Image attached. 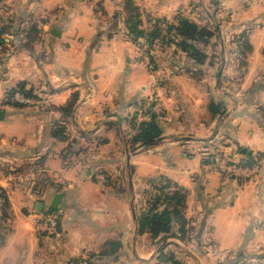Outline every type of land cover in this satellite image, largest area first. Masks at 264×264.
<instances>
[{
    "label": "crops",
    "instance_id": "0c3cea01",
    "mask_svg": "<svg viewBox=\"0 0 264 264\" xmlns=\"http://www.w3.org/2000/svg\"><path fill=\"white\" fill-rule=\"evenodd\" d=\"M134 1L145 30L213 31L206 60L169 45L188 63L167 65L155 45L152 61L124 0H0V264H264V0ZM21 84L46 104L15 101ZM224 149L252 173L213 166ZM166 182L185 237L140 229ZM50 211L57 233L38 223Z\"/></svg>",
    "mask_w": 264,
    "mask_h": 264
},
{
    "label": "trees",
    "instance_id": "16d2710c",
    "mask_svg": "<svg viewBox=\"0 0 264 264\" xmlns=\"http://www.w3.org/2000/svg\"><path fill=\"white\" fill-rule=\"evenodd\" d=\"M125 2L126 7H128L131 12H129L126 18V24L130 34L138 43L141 37L146 39V42L150 45L148 52H150L152 61H155V53L153 52L155 50V45L163 40L169 42L168 45H175L177 48L184 51L186 55L195 62L202 63L206 60L207 52L199 45V41L204 40L205 43H209L213 37V31L183 16H177L178 24H172L168 19H152L151 27L145 30L141 27V13L135 1L126 0ZM163 23L167 24V32L164 31L162 27ZM2 32L3 28L0 27V36ZM16 91L24 92L26 95L32 94L23 84L13 92ZM159 133L160 130L156 122L152 119L151 122L142 126L136 139L142 141L144 144H149L156 140ZM252 163L253 161L249 160L245 164L251 165ZM185 202V192L181 188H177L170 192V182H166V184L158 187L150 203L149 211L141 215L140 229L148 230L155 236L161 233L170 234L174 223H178L181 226V236L185 237L187 222L183 212L186 204ZM161 205H164L163 210H160ZM160 258L165 259L169 264H187L175 252H170L169 254L162 252Z\"/></svg>",
    "mask_w": 264,
    "mask_h": 264
},
{
    "label": "built area",
    "instance_id": "2783aa9c",
    "mask_svg": "<svg viewBox=\"0 0 264 264\" xmlns=\"http://www.w3.org/2000/svg\"><path fill=\"white\" fill-rule=\"evenodd\" d=\"M13 99L20 103L24 104H37L40 106H44L46 104V100L37 99L31 96L24 94L21 91H16L13 94ZM216 166L219 170L223 172H228L236 177L248 176L252 173V169L244 166H240L234 162L218 161L216 164L213 163V166ZM41 227L45 230H48L51 233H57L59 231V219L58 215L54 212H47L46 215L42 218V223H40Z\"/></svg>",
    "mask_w": 264,
    "mask_h": 264
},
{
    "label": "rangeland",
    "instance_id": "374dc122",
    "mask_svg": "<svg viewBox=\"0 0 264 264\" xmlns=\"http://www.w3.org/2000/svg\"><path fill=\"white\" fill-rule=\"evenodd\" d=\"M124 1H126V0H124ZM127 16H128V14H129V12H130V10L128 9V7H127ZM131 13V12H130ZM177 19L176 18H170L169 19V22L170 23H174V24H178L179 22H177L176 21ZM167 24L166 23H163L162 24V27L164 28V31H166L167 32V29H166V26ZM141 27L142 28H144L143 27V24L141 25ZM151 27V26H150ZM147 30H148V28H147ZM214 39V37H212L211 38V41H209V43L207 42V43H205V41L204 40H201V41H199V45L202 47V48H204L205 50H207V46H211L212 45V40ZM139 41H141L140 43V48H141V52L143 53L144 51H145V49L146 48H148V46L150 47V45H149V43L148 42H146V39L145 38H143V37H141L140 39H139ZM168 43L169 42H167L166 40L164 41H160V42H158L157 43V45L156 46H158L159 48H160V46L162 47V48H167V46H169L168 45ZM142 45V46H141ZM166 46V47H165ZM172 46H175V45H172ZM176 47V46H175ZM156 48V47H155ZM161 49V48H160ZM175 49H177V48H175ZM162 50V49H161ZM167 50L168 51H166L165 49H164V51L162 52V59H163V61H164V63L165 64H170V63H172V62H174V61H176L177 63H183V65H185L186 63H188L187 62V60L188 59H184V58H182L180 55H179V57H178V54H176V53H174V52H172V50L171 49H169V48H167ZM182 51V50H181ZM182 54H184V55H186V53L184 52V51H182ZM187 56V55H186ZM188 57V56H187ZM191 59V58H190ZM185 67H186V65H185ZM200 73V72H199ZM198 73V74H199ZM224 152H222V157H224L228 162H232L231 160H232V152H231V150L230 151H228V150H226V149H224L223 150ZM224 155V156H223ZM227 156V157H226ZM221 158V157H220ZM219 158V159H220ZM235 163V162H234ZM47 214V212L46 213H44L43 215H42V218H43V216L44 215H46ZM38 223H42V221H39Z\"/></svg>",
    "mask_w": 264,
    "mask_h": 264
},
{
    "label": "water",
    "instance_id": "95a60500",
    "mask_svg": "<svg viewBox=\"0 0 264 264\" xmlns=\"http://www.w3.org/2000/svg\"><path fill=\"white\" fill-rule=\"evenodd\" d=\"M243 151H245V149ZM59 199H60V195H58V196L55 197V201L53 203L54 206H57L58 205Z\"/></svg>",
    "mask_w": 264,
    "mask_h": 264
}]
</instances>
